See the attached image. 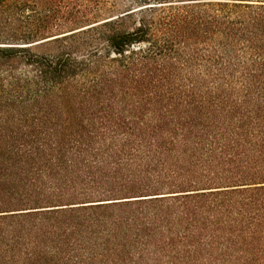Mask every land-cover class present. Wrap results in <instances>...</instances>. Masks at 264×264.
I'll list each match as a JSON object with an SVG mask.
<instances>
[{
    "label": "trees",
    "instance_id": "1",
    "mask_svg": "<svg viewBox=\"0 0 264 264\" xmlns=\"http://www.w3.org/2000/svg\"><path fill=\"white\" fill-rule=\"evenodd\" d=\"M129 1L0 0V264H264V0Z\"/></svg>",
    "mask_w": 264,
    "mask_h": 264
},
{
    "label": "rangeland",
    "instance_id": "2",
    "mask_svg": "<svg viewBox=\"0 0 264 264\" xmlns=\"http://www.w3.org/2000/svg\"><path fill=\"white\" fill-rule=\"evenodd\" d=\"M129 3H130L129 0H108L109 7L113 8V9H111L112 11H109V12L107 11V12L101 13L99 18H97L95 20H92L90 22H87L85 24H82L80 26H77L76 29L85 27L89 23H94L95 21H100L102 19H106L107 17H109L111 15H116L117 11L126 8L129 5ZM109 14H111V15H109ZM68 31L69 30H64V31H61V32L62 33H68ZM52 35H54V36H52ZM52 35H48V36H45V37L38 38V39L35 40L34 44L42 43V42H44L46 40H49V39H52V38L58 36L57 33L52 34ZM0 46H3V45H0ZM33 48H34L33 50L36 53L44 54V53H48V52H53L55 50L56 46L49 45L48 43H43V44L36 45Z\"/></svg>",
    "mask_w": 264,
    "mask_h": 264
}]
</instances>
